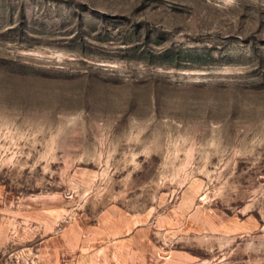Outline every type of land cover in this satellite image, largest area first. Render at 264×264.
<instances>
[{
  "label": "rangeland",
  "instance_id": "obj_1",
  "mask_svg": "<svg viewBox=\"0 0 264 264\" xmlns=\"http://www.w3.org/2000/svg\"><path fill=\"white\" fill-rule=\"evenodd\" d=\"M131 220L264 264V0H0V264H106Z\"/></svg>",
  "mask_w": 264,
  "mask_h": 264
},
{
  "label": "crops",
  "instance_id": "obj_2",
  "mask_svg": "<svg viewBox=\"0 0 264 264\" xmlns=\"http://www.w3.org/2000/svg\"><path fill=\"white\" fill-rule=\"evenodd\" d=\"M124 222V221H123ZM131 225L121 231L113 230L109 235L106 248V264H206L198 262L199 257L190 253L175 252L170 250L169 254L161 255L155 250V245L151 243L155 228H147L146 222L131 220ZM144 222V223H143ZM156 224H154V227ZM212 264H223L215 262Z\"/></svg>",
  "mask_w": 264,
  "mask_h": 264
}]
</instances>
